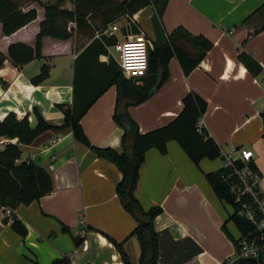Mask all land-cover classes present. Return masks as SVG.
<instances>
[{"label": "crops", "instance_id": "obj_1", "mask_svg": "<svg viewBox=\"0 0 264 264\" xmlns=\"http://www.w3.org/2000/svg\"><path fill=\"white\" fill-rule=\"evenodd\" d=\"M263 2L168 0L159 19L161 32L168 36L178 27L185 29L188 35L179 31L173 41L191 54L198 50L189 35L204 37L212 46L188 74L173 55L167 80L128 110L144 133L171 121L182 108L183 95L196 92L207 103L200 117L203 127L222 148L252 151L264 192L260 117L264 108V30L255 32L262 11L254 12ZM65 6L72 7L69 1ZM30 7L37 15L26 25L9 35L2 34L0 25V51L5 56L10 43L34 46L44 8L37 2H30L26 9ZM153 13L152 5H147L133 15L152 40L156 37ZM91 20L98 22L97 18ZM115 22L121 27L126 20L122 17ZM111 35L116 41L123 38L121 28ZM92 39L83 30L66 39L45 36L43 58L20 67L6 58L0 68V120L12 111L28 114L34 123L32 107L36 106L48 123L60 125L64 109L74 98L94 99L80 119L81 127L92 146L120 151L122 129L113 120L116 85L108 84L118 54L112 47L115 43L90 44ZM44 62L49 64L48 77L34 85L30 78ZM19 147L21 154L23 147L27 149L26 157L19 160L43 167L52 177L53 190L13 209L12 214L26 227L24 237L11 228V219L0 213V264H51L62 255H68L71 264H123L114 244L101 232L123 242L131 264H138V240L130 235L137 222L116 194L121 173L112 162L76 140L68 127L44 131L31 144ZM220 167L218 158H202L194 164L175 140L167 142L165 153L154 147L146 151L134 195L144 209L162 208L153 221L158 264H236L234 240L240 231L229 219L233 208L216 196L205 178V173ZM73 236L83 239L79 246Z\"/></svg>", "mask_w": 264, "mask_h": 264}, {"label": "trees", "instance_id": "obj_2", "mask_svg": "<svg viewBox=\"0 0 264 264\" xmlns=\"http://www.w3.org/2000/svg\"><path fill=\"white\" fill-rule=\"evenodd\" d=\"M69 1L71 8L65 6ZM168 0H0V25L3 35H9L20 27L36 18L37 11L34 7L27 8L30 2H37L44 8V17L40 21L39 31L36 34L34 46L23 42L10 43L7 47V56L0 51V68L4 60L9 59L15 67H20L33 59L43 58L41 53L42 38L51 36L66 39L73 34L67 26L70 21L75 22V34L79 30L89 33L93 39L90 44H114V35L94 37L108 24L114 23L119 18H125L126 22L121 26L123 37L140 33L141 28L134 20L133 15L147 5H152L154 13L152 23L156 32L155 39L147 38L148 66L147 72L140 78L125 77L118 65L114 62V74L109 79V85H116V98L113 112V120L122 129L120 137L121 150L112 147L92 146L84 133L80 119L94 99L79 101L75 98L70 107L64 109L63 122L60 125L48 123L40 114L36 106L32 107L34 123L28 114L17 118L16 114L9 111L0 120V136L12 139L16 143H7L0 149V206L15 209L19 204H29L53 190V180L50 174L41 166L30 160H19L21 149L19 144H31L34 139L47 130H58L68 127L73 137L88 146L98 157L112 162L121 173V178L116 184V194L123 208L132 215L137 224L130 235L136 236L139 244L138 264H158V234L154 228V218L162 212L159 205L144 209L134 190L139 177V168L149 148H156L159 152H166V144L175 140L189 159L198 164L200 159L220 158V146L202 127H196L197 121L206 110L207 103L194 91L186 92L182 99V108L179 113L168 123L142 133L138 123L130 115L128 108L137 105L149 97L168 78L169 59L175 55L184 72L188 74L200 62L205 52L212 43L201 36H191L192 44L197 48L195 54L178 47L173 41V35L182 31L188 33L182 27H178L171 35L165 36L161 32L159 19ZM262 11L261 25L255 32L264 30V2L254 12ZM97 18L98 22L91 19ZM240 56L242 54H239ZM261 69L257 67L256 71ZM49 64L42 63L39 72L30 78L34 85L40 84L48 77ZM107 86V85H106ZM149 92L146 96L145 93ZM262 120V137L264 138V108L260 112ZM240 166L241 163L237 162ZM249 165L254 171L260 173L253 162ZM205 178L211 185L216 196L230 204L233 212L229 219L233 221L237 229L244 233L248 223L237 211L238 203L230 191V181H236V177L230 169L220 167L215 171L205 173ZM11 228L20 236L27 233L24 223L15 215L11 216ZM91 228V227H89ZM69 231L67 227L63 228ZM101 232V231H100ZM104 234L117 249L123 264H131L127 252L123 248V242H117L112 237ZM75 246H79L82 238L73 236ZM235 245L237 244L234 240ZM236 264H255L251 260L239 259ZM37 264V263H35ZM51 264H71L68 255H62L52 259Z\"/></svg>", "mask_w": 264, "mask_h": 264}, {"label": "built area", "instance_id": "obj_3", "mask_svg": "<svg viewBox=\"0 0 264 264\" xmlns=\"http://www.w3.org/2000/svg\"><path fill=\"white\" fill-rule=\"evenodd\" d=\"M47 1V0H45ZM120 26L117 22L108 24L101 31L96 32L94 37L111 35L119 31ZM67 29L75 30V22L70 21ZM117 52V62L122 74L127 78H140L147 72L148 66V47L145 35L135 33L123 37L118 40L113 46ZM17 118H22L24 115L16 113ZM30 120V118H29ZM198 129L203 127L202 121H197ZM59 140V138H57ZM16 138L0 137V146L11 142L14 143ZM221 166L230 169L231 173L236 177V181H230V191L235 196V202L239 208L237 215L241 216L247 223L244 233L240 232L237 239L235 260L245 259L251 260L255 264H264V192L260 189V176L257 171H254L249 165L252 162V151L246 148H235L233 146L222 148L220 147ZM237 162L241 165L238 166ZM0 213L3 216H10L13 209L10 207L0 206ZM192 264H201L195 261ZM222 264H229L224 261Z\"/></svg>", "mask_w": 264, "mask_h": 264}, {"label": "rangeland", "instance_id": "obj_4", "mask_svg": "<svg viewBox=\"0 0 264 264\" xmlns=\"http://www.w3.org/2000/svg\"><path fill=\"white\" fill-rule=\"evenodd\" d=\"M154 10V9H153ZM122 23V22H121ZM141 28V27H140ZM141 32L145 35V37H146V39L147 38H149L147 35H146V33H145V31L141 28ZM151 39V38H150ZM26 155H27V149L25 148V147H23V151H22V154H21V158H25L26 157ZM24 160V159H23ZM218 163L219 164H221V159L220 158H218ZM13 215V214H12ZM12 215H10V216H5V217H9L10 219H11V216Z\"/></svg>", "mask_w": 264, "mask_h": 264}, {"label": "water", "instance_id": "obj_5", "mask_svg": "<svg viewBox=\"0 0 264 264\" xmlns=\"http://www.w3.org/2000/svg\"><path fill=\"white\" fill-rule=\"evenodd\" d=\"M145 95L148 96L149 95V92H146Z\"/></svg>", "mask_w": 264, "mask_h": 264}, {"label": "bare ground", "instance_id": "obj_6", "mask_svg": "<svg viewBox=\"0 0 264 264\" xmlns=\"http://www.w3.org/2000/svg\"><path fill=\"white\" fill-rule=\"evenodd\" d=\"M0 71H1V70H0ZM2 71H3V70H2ZM2 71H1V72H2ZM1 72H0V73H1Z\"/></svg>", "mask_w": 264, "mask_h": 264}]
</instances>
